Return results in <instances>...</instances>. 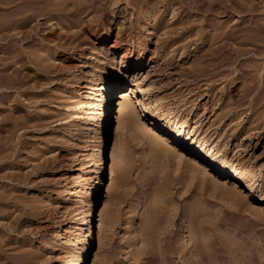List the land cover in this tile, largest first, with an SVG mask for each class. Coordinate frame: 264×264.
<instances>
[{
    "label": "rangeland",
    "instance_id": "1",
    "mask_svg": "<svg viewBox=\"0 0 264 264\" xmlns=\"http://www.w3.org/2000/svg\"><path fill=\"white\" fill-rule=\"evenodd\" d=\"M11 1L0 0V264L64 258L58 236L78 213L68 189L86 149L97 154L70 129V105L107 76L145 92L132 96L135 121L120 122L119 93L109 104L84 264H264V0H96L100 17L78 0L91 4L84 20L74 0H48L55 11L31 22L27 0ZM234 30L249 40L225 38ZM145 103L198 121L220 153L255 168V186L148 132L163 118Z\"/></svg>",
    "mask_w": 264,
    "mask_h": 264
},
{
    "label": "bare ground",
    "instance_id": "2",
    "mask_svg": "<svg viewBox=\"0 0 264 264\" xmlns=\"http://www.w3.org/2000/svg\"><path fill=\"white\" fill-rule=\"evenodd\" d=\"M47 1L48 0H27V3H28L27 5L29 6L28 7L29 14L27 13L28 15H27V18H26V19H28L27 22L28 21L31 22L32 20H34L35 17L38 14H41V15L44 14V15H47L48 18L50 17L49 15L52 12H54L55 10L52 7H50V6H52L51 3H50L51 4L50 6L46 5ZM65 1H64V3H65ZM91 1L92 0H90V2ZM99 1H101V0H99ZM119 1L120 0H113L114 3H118ZM125 1L126 2H130V0H125ZM215 1H216L217 5L219 7H221L222 5H225L222 0L221 1L220 0H215ZM231 1H233V0H231ZM74 2H78V0H74L73 2L71 1L72 4ZM81 2H82V0H81ZM95 2H96V0L95 1L93 0V2H91V3L93 5V7H94V10H96L95 12L98 13V15H99L98 17H100V16L105 14L106 7L99 8V7L96 6L97 7L96 8L94 6ZM97 2H98V0H97ZM186 2H187V0H183L182 5L186 4ZM193 2L196 3V5H197V3L198 2L201 3L202 0H200V1L199 0H194ZM42 3H43V9L42 8L40 9V7H42L41 6ZM68 3L69 2H67V4ZM214 3L211 2V4L208 5V6H210L211 8H215ZM44 4L47 7H50V9L49 8H44ZM74 4L75 5L71 7V8H74V11L77 12L76 15H74V16L79 17L78 20H82L83 17H84L83 13H85V12H87L89 10V8H90L89 5H91V4H88L86 6L85 5H78L77 3H74ZM232 4L229 5V6L231 7ZM242 4H246L245 1ZM39 5H40V7H39ZM54 6H55V3H54ZM56 6H58V5H56ZM66 6L68 7L69 5H66ZM54 8H56V7H54ZM66 8L62 9L63 12H64V10H66ZM71 8H69V9H71ZM56 10H59V9H56ZM237 12H238V10H237ZM55 13H57V12H55ZM55 13H53V14H55ZM53 14H52V16H53ZM228 14H227V16H228ZM61 15H65V14H62V12H61ZM70 15H71V13H70ZM81 15L83 17H81ZM231 15H232V13H231ZM61 17L63 18V16H61ZM69 17H71V16H69ZM53 18H54V16H53ZM71 18H74V19H71ZM71 18H70V21H72V22L70 24L67 23L68 24L67 26H69V27L77 25L75 17H71ZM54 20L52 22L50 21L52 27L55 26L56 21H57V20L56 21H54ZM226 20H224L223 23L221 22L220 24H218L219 27H220V25L224 24V22ZM216 21H217V19H216ZM68 22H69V18H68ZM113 23H114V20H112V24ZM158 23H159V21H158ZM213 24H214V22H213ZM213 24H212V26L215 25V24L214 25ZM217 26H216V29L214 30L215 32L212 34L211 41L208 40L209 42H212V43L216 42V41H218L216 39H219L220 36H222V35H220L221 31H219V29H218L219 35L216 34V31H217V28H218ZM64 27H65V25H64ZM234 32H236V31L234 30L232 33L225 32L226 33L224 35L225 38L232 39V43H234V44L236 42H238V41L241 42V40H242V42H243V40L245 42V40L248 39L246 36H244V37L241 36V35L244 34L243 33V34L240 35V37L243 38V39L240 40L237 37V36H239V34H237L235 36V35H233ZM20 34H21V32H20ZM217 36L219 38H217ZM248 36H249V34H248ZM141 37H142V35H141ZM250 37H251V35H250ZM250 39H252V38H250ZM252 40H254V39H252ZM240 42H238V43H240ZM233 50H234L233 52H235L236 49H233ZM240 50H241V48H240ZM143 51H144V49H143ZM149 53H150V51L145 49V51L142 54V56L144 57L146 54H149ZM114 54H116V53L114 52ZM125 55L126 54L124 53V56ZM235 55H236V53H235ZM115 56L116 55H114V57ZM128 56H130V55H128ZM230 57H231V55H230ZM129 58H131V56ZM237 58H238V56H237ZM143 60L142 61L138 60L139 62L137 63L136 66L141 65ZM120 85H121L120 82L114 81L110 76H107L106 81L102 85H99V83L96 81V79H91V81L89 82V85L86 86V90L81 94L82 96L79 99V101L78 102L76 101L77 103H75L74 105H70L71 106L70 107L71 109L69 111L70 115H71L70 116L71 117L70 118V125H69L70 129L72 130V132H74L75 136L80 137L82 140H85L90 145H94V147L92 146V148L97 149V154H95V152L91 153V151H92L91 148L90 149H86L85 154L82 153L83 157L82 156L81 157H82L83 165H82V162H81L82 167L80 168V171H78L79 174L77 176V179H76V181L74 183L72 182L73 183L72 186L68 189V194H67V199L66 200L74 202L73 204L77 206L76 210L78 211V213L77 214L75 213L76 215L70 221L71 224H69L70 227L67 228L66 234H62L61 233V235L58 236V238H59V240H58L59 244L58 245H60V248L64 249L65 256L63 255L64 258L63 257H62V259L60 258L61 260L57 261L56 264H84L86 262V260H87V253H86L87 248H88L87 245H88L89 242L92 241V239H91V236H92L91 227H90V224H89V220H90L89 218H90L91 211H92V204H91V199H89V197H90V195L94 194L93 191H94L95 187H99V182H100V181L98 182L96 179L95 180L92 179L93 175L95 174L94 173L95 170L93 168V163L92 162L94 160H96V157L99 155L98 151L102 152V146H103L102 142H103V139L105 137V134L103 132V128L106 127V122L104 120L107 121V117L109 115V110L111 109L109 104L112 101L114 95L119 93V97L122 98L121 100H119L118 108H117V114L119 116L120 122H122L124 120L125 121H127V120L128 121H130V120L135 121L137 119V117H135L136 116L135 115V112H136L135 111V103L133 102L132 96H136V94H139V92L140 93L142 92V94H144V92H145V88L142 87L139 84V81L137 79L134 80L132 85H130L126 90H121L120 89L121 88ZM138 102L141 103V100L139 98H138ZM147 104L146 103L143 104L144 108L147 111L151 110L153 115L154 114H156V115L158 114L157 117L160 116V117L163 118L161 121L159 119L153 121L152 124L154 126H156V127L155 128H150L149 127V129H148L149 131L148 132H150L152 134H155V136L156 135L160 136L162 133H164L163 135H167L168 137H170L174 141L175 146H176V144H177V146L178 145H185V144H188L190 147L192 146L193 147L192 148V152H196V153L198 152L197 154H200V158L202 157V159L204 161L208 162L212 167H214V169H216L219 172V174L226 175L228 177H232V178L238 179L240 181H244V183L246 182L250 189H252L255 186L254 184L257 183L256 180H255V177H256V173H255L256 171L254 170L255 168L254 167H250V166H246V165H241V164H238V163H234V162H232V160L229 159L230 157L229 158L227 157V155L225 153H220L221 151H218L219 148L217 147L218 148V150H217L216 147H213L212 143H210L211 139L209 140L207 137H205V135L203 136L201 133L198 132V130L202 126L201 125L200 127H198V125H197L198 121H195L194 125H192L193 121H192V124H191L190 120H187L188 118L187 119H181L172 110H166L165 111V110H162L161 106H159V105H151L150 103H149L150 105L149 104L147 105ZM152 137H153V135H152ZM152 139H154V138H152ZM156 140H158V139H156ZM159 140H160V143H161L162 142L161 139H159ZM163 142H162V146H163ZM87 143H85V144H87ZM86 147H87V145H86ZM89 150H91V151H89ZM159 150L162 151V149H160V148H159ZM98 161H100V160L98 159L97 163H98ZM94 165H96V164H94ZM251 166H253V165H251ZM98 167H100V166H98ZM91 179L94 182L91 183ZM137 204L139 206V203H137ZM140 204H141V202H140ZM84 226L86 227V231H82Z\"/></svg>",
    "mask_w": 264,
    "mask_h": 264
}]
</instances>
